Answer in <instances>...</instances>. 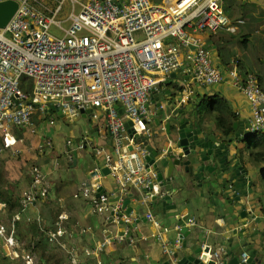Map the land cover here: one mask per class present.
I'll return each instance as SVG.
<instances>
[{"label":"built area","instance_id":"obj_1","mask_svg":"<svg viewBox=\"0 0 264 264\" xmlns=\"http://www.w3.org/2000/svg\"><path fill=\"white\" fill-rule=\"evenodd\" d=\"M15 1L16 12L0 29V152L22 155L32 150L36 157L49 152L53 144L50 137L28 147L17 131L30 127L34 115L52 125L55 119L50 115L54 110L51 103L69 122L92 108L90 117L105 122L112 147L111 151L97 148L95 156H101L103 166L109 168L119 200L111 205L110 196L104 193L92 199L98 212L113 211L115 222L123 220L124 234L130 229L127 224L137 219L134 211L124 212V198L134 190L137 200L148 206L156 179L145 161L149 151L134 133L148 141L153 138L154 96L163 91L171 73L180 71L189 76L178 101L180 106L190 98L191 83L210 87L228 80L250 105L248 133L264 130V90L257 76H242L236 65L222 72L204 45L202 34L222 30L235 33L244 24L242 19L228 17L224 0H54L58 4L53 10L37 0ZM65 1L70 11L66 19L59 20ZM65 21L69 22L66 28L62 25ZM52 26L62 35L53 33ZM23 77L31 84L29 91L21 87ZM162 105L160 102L158 107ZM116 106L123 108V114ZM126 121H131V133L124 126ZM85 146L80 143L77 149ZM28 175L31 182L20 195L21 212L10 219L5 214L0 216V244L15 260L19 257L15 222L22 219L26 208L45 199L50 189L40 164L32 162ZM93 186L95 191L99 187ZM81 191L85 196L90 194L88 186ZM144 217L152 227L146 237L160 244L169 264H177L175 250L156 215L147 210ZM186 223L193 225L195 220L189 218ZM62 233L59 227L48 236L55 241ZM122 236L118 231H109L83 253L91 264H103V251ZM247 258L246 252L240 256L242 262ZM38 263L36 254L22 253V264Z\"/></svg>","mask_w":264,"mask_h":264},{"label":"crops","instance_id":"obj_2","mask_svg":"<svg viewBox=\"0 0 264 264\" xmlns=\"http://www.w3.org/2000/svg\"><path fill=\"white\" fill-rule=\"evenodd\" d=\"M232 1V4L224 7L226 14L232 20H244V24L239 25L235 33L222 30L217 34H202L204 45L210 51L214 63L222 72L226 73L233 65H236L242 76H245L247 73H253L257 76L259 84L264 90V52L257 58H254L252 55H248L245 51L241 50L248 49V41L252 40V35H249V31L256 30V33L264 32V0ZM231 7L236 10L239 9L240 11L236 13ZM249 23L252 27L245 31L243 26ZM262 39H264V35ZM234 43H238L241 45L240 48L242 47L238 52H233L231 49ZM257 64H259V67ZM171 74L163 87V91L154 96V101L156 102L153 107L156 108V117L151 127L155 131V134L149 140V144L152 146H166V144H170L171 136L166 133V124L170 123L173 126L176 120V114L180 109H183V115L191 119L196 127L202 128V131L207 136L215 137L224 143L231 140V154L236 156L239 165L245 170V174L248 176L250 183L245 187L247 195L244 198L246 206L251 212V216L249 215V233L241 238L233 236L231 230L233 228H240L242 225L238 223L229 225L222 215L221 208L213 206L212 202H210L206 189L203 188L204 195L201 197L199 195V190L201 189H198L196 183L191 182L189 179L185 182L175 183L173 186L177 196L172 197L169 202H177V211L175 212L167 210L163 212L162 206L158 204L154 206L152 200L148 206L142 205L137 200L138 193L132 190L129 193V197L127 196L130 200L129 205L132 206V211L136 213V218L139 217L141 220H134L132 223L133 227L126 234H123L119 242L113 241L106 247L101 255L103 264H169V258L162 252L160 244L146 237L152 230L150 223L144 217V213L147 210H151L156 215L161 223V229L164 231L166 239L179 256L185 254L181 248V244H177L183 226L178 224L180 221H183L184 225L190 231V234L184 237L187 245L201 243L204 246H215L218 251L227 250L230 245L228 239L232 237V245L230 248L234 249L239 258L243 252L249 255L253 249H257L260 240L264 237V171L250 161L248 151L244 150L241 141L234 136L236 129L239 127V121L242 124L249 123L250 121L249 103L242 92L229 84L228 80L225 79L221 83L210 87H201L191 83L192 93L190 94V98L185 104L180 106L176 98L183 90L181 92L178 91L173 87V84L185 89L189 82V76L187 73L180 71L175 72L174 76ZM168 82L170 85L166 86ZM205 94L218 95L229 104L232 111L237 115L235 129L230 137H225L221 133L215 123L214 114L209 112L202 114L198 112L196 103ZM158 102H162L163 105L161 108L157 106ZM51 104L54 110L50 115L51 118L55 119L54 123L50 125L47 119H42L34 115L31 119L32 125L24 129L22 138H24L27 144H30L26 146H35L46 137H50L49 132L59 119L68 122V124H75L78 121H82V124L73 134L71 131L67 132L68 137H66L67 140L65 141L66 150L63 153L65 154L64 157L62 155L57 156L54 153L52 155L50 151L53 148L43 156L36 157L30 153L22 155L30 164L34 161L40 164L47 178L50 170L55 172L58 168L55 160L57 159L58 161L62 160V158H67L66 161H69V171L72 168H77L80 164V167L83 168V179L81 181L82 176L74 172H68L66 176L58 174L55 182H52L50 185L51 189H49L50 191L47 197L34 202L26 208L20 226L25 229L26 235L28 234L29 238H38L41 232H45L44 229L47 228V235H49V232H54L57 228L61 227L63 235L58 237L57 240L51 241L54 249H50V244L48 249L45 250V253L53 255L59 250L60 252L58 253L62 254V259L66 264H91L92 260L87 258L83 253L84 248L91 247L102 240L109 231H118L121 233L125 230L124 225H119L115 221V224L112 225L108 221V213L98 212L92 199V196H96V191L93 190V184H98L102 188L103 193L110 196V198L116 196L117 185L114 179L110 175L105 176L101 173V168L104 167L103 159L101 156H95V150L97 148L106 147L110 149V133L105 126V122L103 120H93L90 117V113L86 116L81 114L76 120L69 122L61 118L53 103ZM35 132H37V135ZM67 142H69V145H67ZM80 143H85L86 146L82 149H77V145ZM68 146L71 150L77 151L75 164L73 163L72 151L68 150ZM88 155L93 158V161L86 167L85 158ZM49 165L52 166L49 167ZM95 171H97L96 175L92 176V173ZM70 175L73 178L70 179ZM29 179L28 176L27 185L22 191L29 187ZM78 182H81V184ZM70 183L73 184V189L69 188ZM84 186H88L90 189V194L86 196L81 191ZM162 190L155 179L151 190L152 194L162 192ZM46 199L52 201V204L48 201L46 202ZM156 200H160V197H157ZM215 200L219 201L218 198H215ZM139 205V211L136 212V208ZM53 206L56 209V214L52 217V210L50 208ZM142 218L145 220H142ZM189 218H194L195 223L193 225L186 223ZM25 220L26 222L28 220L36 222L35 224L38 228L34 230L36 234L34 233L33 235L31 229L24 224ZM50 224H52L51 227L49 226ZM197 235L202 237V239L195 241L194 236L196 237ZM244 243L247 244L242 246ZM56 244L59 246L57 247ZM36 256L39 258L37 254ZM212 258L213 255L210 251L207 254L206 260Z\"/></svg>","mask_w":264,"mask_h":264},{"label":"water","instance_id":"obj_3","mask_svg":"<svg viewBox=\"0 0 264 264\" xmlns=\"http://www.w3.org/2000/svg\"><path fill=\"white\" fill-rule=\"evenodd\" d=\"M18 8V3L15 0L0 1V29H4L14 13ZM172 76L175 74L172 73ZM182 93L177 96L176 101L181 99ZM160 105L158 102L157 106ZM118 108V106H116ZM92 108L82 112L83 116L91 113ZM123 108H118L119 114H123ZM58 115L63 118L60 110L57 111ZM50 113V112H49ZM162 114V112H160ZM159 114V115H160ZM183 109L178 110L176 120L173 126L170 123L166 124V133L171 136L170 144L166 146H152L149 141L144 137L134 133L135 138H139L143 145L149 151L145 157L147 166H151L156 175L158 186L162 188V192L153 194L151 200L153 205H161L164 211H177V202L170 203L172 197L177 196L174 192V184L185 182L189 179L191 182L196 183L199 190V195H204L203 188L206 189L210 202L213 206H218L222 210L223 217L227 220L229 225L241 224L240 228H233V236L238 238L243 237L249 233L250 224V210L244 201L247 191L245 187L250 184L249 178L245 174V170L239 165L238 160L234 154H231L230 145L231 140L227 143L220 142L215 137L207 136L202 128L196 127L191 119L186 118ZM239 127L236 129L234 136L239 140H243L247 134L249 123L238 122ZM128 132H132L131 121H126L124 124ZM68 150L71 149L68 147ZM112 147H110V151ZM73 154V163H76L77 151L71 150ZM97 171L92 173L96 175ZM101 173L105 176L110 175V170L107 166L101 168ZM153 186L150 188L152 190ZM117 190V189H116ZM103 193L102 188L99 186L96 190V197ZM164 193L163 195H161ZM160 197V200H156ZM179 198V197H178ZM218 198L219 201H216ZM119 200L116 195L110 198V204L115 205ZM129 198L123 200L122 208H125V213H130L133 208L129 205ZM140 205L136 208L139 211ZM113 211L109 214V222L114 223ZM121 215V213H120ZM251 216V215H250ZM141 220L137 218L136 221ZM142 220H145L142 218ZM119 225H124L123 220L116 222ZM183 225L179 242L181 248L185 252L184 255L179 256L175 253L177 264H264V237L260 240L258 248L253 249L246 259L242 262L234 249H231L232 237L228 239L230 243L227 250L218 251L215 246H204L203 244L195 243L187 245L184 237L190 234L188 228L184 225L183 221L178 223ZM131 229L133 225L127 224ZM121 234H124L122 231ZM195 241L202 239L200 236H194ZM247 243L242 244L245 246ZM212 252L213 258L207 259V254Z\"/></svg>","mask_w":264,"mask_h":264},{"label":"trees","instance_id":"obj_4","mask_svg":"<svg viewBox=\"0 0 264 264\" xmlns=\"http://www.w3.org/2000/svg\"><path fill=\"white\" fill-rule=\"evenodd\" d=\"M21 81V87L29 91L31 88V84L29 83V81L25 82V77H23ZM169 85L170 84L168 82L166 86ZM173 87L180 92L183 90V87L177 86L176 84H173ZM196 108L199 113L204 114L206 112H209L214 114L215 123L225 137H230L233 134L236 125L237 115L232 111L229 104L224 99L220 98L218 95L215 94H205L200 97V99L197 101ZM17 136L21 137L22 131H17ZM241 143L244 146V150L248 149L249 147V150L247 151L250 161H252V163L256 167L264 171V130L249 132L247 136L243 140H241ZM29 181L31 182V178L29 179ZM13 188V185L6 186V184H4V177L1 170L0 202L4 204L3 210H6V217L9 219L15 213L21 212V206L19 202L20 196L16 195ZM23 218L24 217L22 215V219L15 222V237L18 242L16 250L20 251L21 253L19 254V257L16 260H14L12 256H10L11 258H8L2 255V258L6 261L1 262V264H22V253L24 251H30L37 255L39 254L38 256L41 260H43V262L47 260L48 262H53L54 264H66V262L60 257V254L55 253L52 256L51 254L45 253V250L48 249L50 244V249H54V247H52L51 240L47 235L48 228L44 229L45 232H41V235H39L38 238H29V240H26V238H24L23 233L20 231L22 228L20 225L22 224ZM35 223L36 222H34L33 220H28V222H26L25 220L24 223L28 228L31 229L33 235L34 233L36 234L34 230L35 228H37V225Z\"/></svg>","mask_w":264,"mask_h":264},{"label":"rangeland","instance_id":"obj_5","mask_svg":"<svg viewBox=\"0 0 264 264\" xmlns=\"http://www.w3.org/2000/svg\"><path fill=\"white\" fill-rule=\"evenodd\" d=\"M38 2H40V4H42V6H45V8H47L48 10H53V8H55V6L58 4L56 1H60V0H37ZM155 2H158L160 0H154ZM233 1L232 0H224V7L226 5L232 4ZM233 8V7H231ZM230 9V7H229ZM78 10V8L76 9ZM233 10H235L236 13H238L240 10L239 9H235L233 8ZM70 11V5L69 2L65 1L63 8H62V12L57 16V19L59 20H64L67 18V15ZM63 27L66 28L69 25V22H63ZM251 24H247L244 25L243 28L246 31L247 29L249 30L251 28ZM51 31L53 33H56L57 35H62V32L58 31L54 26L51 27ZM256 30L253 31H249V35H252V40L248 41V49H241L238 43H234L232 45V51L233 52H238L240 49L245 51L246 54L248 55H252L254 58H257L258 56L261 55L262 52H264V39H262V36L264 35V32H260V33H256ZM262 65V64H261ZM257 66L259 67V64H257ZM82 124V121H78L75 124H68V122L62 121V120H58L56 121L55 125L52 127L51 131L49 132V136L52 139L53 142V150L50 151V153L53 155V153L57 156H63L65 154H63L66 150V144L65 141L67 140L66 137L67 136V132H72V134L74 133V131L79 128V126ZM35 134L37 135V132H35ZM69 139V138H68ZM72 142V141H71ZM25 144H27L25 142ZM29 145V144H27ZM249 150V147L248 149ZM5 153V154H3ZM0 152V171L2 170L3 173V177H4V184H6V186L9 185H14L13 189L14 192L16 193L17 196H20L22 193V189H24L27 185V181H28V167L30 162L26 161L25 158L23 157V155H27V154H23V155H14L11 154L10 152ZM29 153L31 155L34 154V152L31 150L29 151ZM35 156V155H33ZM56 156V158H57ZM67 158H62V160H55V162H57L56 166L58 167L55 172L51 171L49 172V176L47 178L46 175V179L48 181V183L51 185L52 182H55L56 180V176L58 177V174H63V176H66L68 172L70 173H75V174H79L80 176H82L81 181L83 179V168L79 166H77V168H72L69 169V161H66ZM93 161V158L88 155L85 158V166H89L90 162ZM52 165H49V167H51ZM75 169V170H74ZM44 171V170H43ZM45 172V171H44ZM73 178L72 175H70V179ZM79 184H81V182H78ZM73 184H69V188L73 189ZM51 189V188H50ZM50 191V190H49ZM50 202L52 204V201H49L48 199H46V202ZM1 207H3L2 202H0ZM0 207V216H2L3 214L6 215V210L4 211L2 208ZM50 210H52V217L54 216V214H56L55 212V208L54 206L50 208ZM4 223H6V220L3 219ZM50 227L52 226V224L49 225ZM22 227V226H21ZM27 229V228H26ZM23 235L24 238L28 237V234L26 235V231L24 228H21L20 230ZM29 240V237L26 239ZM57 247L59 246L58 244H56ZM58 252H60L59 250H57ZM60 254V257L62 258V254ZM18 253L20 254L21 252L18 251ZM3 256H6L8 258H11L10 256V251L9 249L5 248L3 245H0V264L1 262H5L6 260H4L2 258ZM39 255V254H38ZM53 256V255H52ZM13 259L15 260V258L13 257ZM68 259V258H67ZM49 263H53V262H48L47 260H45L44 262H42L41 259H39V264H49ZM58 263V262H57ZM54 264V263H53Z\"/></svg>","mask_w":264,"mask_h":264}]
</instances>
